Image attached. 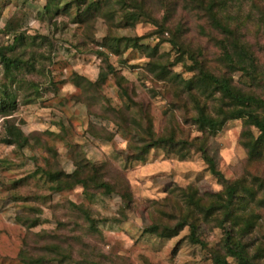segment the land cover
I'll use <instances>...</instances> for the list:
<instances>
[{"label": "rangeland", "instance_id": "374dc122", "mask_svg": "<svg viewBox=\"0 0 264 264\" xmlns=\"http://www.w3.org/2000/svg\"><path fill=\"white\" fill-rule=\"evenodd\" d=\"M92 1L97 0L76 7L73 0H0V47L24 60L7 75L0 64V89L5 85L15 103L9 115L0 114V264H25L18 257L24 240L39 254L43 243L67 244L74 249V259L89 264L94 258L100 264H213L209 251L224 250L220 228L200 224L198 234L207 249L189 241L187 227L170 238L143 229L152 224L158 207H168L171 188L193 186L200 194H211L221 189L219 180L199 153L181 160L155 148L144 159H126L129 138L115 120L122 108L129 107L138 117L142 107L156 134H163L174 117L177 136H202L171 106L186 103V96L167 77L157 75L163 68L170 75L192 76V53L196 69L227 70L222 49L227 36L187 0H147L151 20L143 17L134 25L124 24L125 11L134 13L133 5L110 0L99 10H86ZM226 21L248 45L259 68L264 66V0H240ZM174 39L183 41L186 53ZM107 65L113 72L104 83L84 91L74 82L82 77L94 83L102 70L109 71ZM231 76L239 89L264 98L263 77L252 79L240 71ZM242 123L227 121L208 143L217 169L228 180L248 171L264 174V161L249 163L239 142ZM7 124L20 128L28 146L4 141ZM252 132L257 136L256 129ZM86 161L109 164L107 179L123 177L132 196L128 208L122 210L116 194L84 193L81 185L53 193L41 175L44 168L70 172ZM72 204L96 219L97 233L89 231L84 215ZM256 211V228L241 240L249 258L264 264V208Z\"/></svg>", "mask_w": 264, "mask_h": 264}, {"label": "trees", "instance_id": "16d2710c", "mask_svg": "<svg viewBox=\"0 0 264 264\" xmlns=\"http://www.w3.org/2000/svg\"><path fill=\"white\" fill-rule=\"evenodd\" d=\"M86 1L73 0V5L76 7L85 5ZM187 1L189 4H193L194 9L200 10L213 28L227 36L226 46L222 47L223 62L230 74H227V70L212 73L200 66L199 69H196L198 61L192 53V59L195 60L194 65L188 67L189 71L193 72L192 76L181 78L177 73L170 75V72L163 68L157 76H161L162 80L167 77L170 85L174 84L178 92L182 96H186V103L180 102V106H178L172 102L171 106L181 112L180 116L183 122L193 124L197 131L203 135L192 138L179 134L177 136L174 117L171 119L169 128H166L163 134H156L152 129L149 113L142 107L137 109L138 117L130 114L129 107L118 110L119 119L117 118L115 121L129 138L126 146V159H144L150 150L155 148H161L166 153L181 160L187 159L191 153H199L207 170L219 180L221 189L211 194H200L193 186H187L184 189L180 187L171 188L170 197L166 198V206L168 207H158L155 210L157 213L152 215V224L143 230L160 237L170 238L187 227L189 241L198 244L202 249H207L206 243L199 237L198 230L200 224H208L220 228L224 233V237L221 239L223 252L214 249L209 251L213 264H234L227 259V256L235 258V264H257L258 261L249 258L248 246L242 242L241 238L256 228L260 219L259 211L257 214L255 213L257 212L256 209L264 208V174L247 170L246 176H241L235 180L226 179L217 169L215 159L210 154L208 143L209 139L220 131L227 121L240 119L243 122V129L239 142L247 153L248 162L264 161V98L251 91L239 89L233 84L231 76L232 73L240 71L252 79L259 80L264 78V66L259 68L248 45L226 21L230 9L240 0ZM109 2L110 0L89 2L86 10L89 8L99 10ZM125 2L128 6L133 5L134 8V13L125 11V25H134L143 17L145 20H151L149 11L147 12L145 8L147 0H122L121 4ZM107 13L110 14V11ZM9 26L10 24H7V27ZM115 40L119 41V39ZM182 42L180 39L173 40V44L178 46V50L186 53L185 44ZM134 44L136 47L138 42L136 41ZM109 46L114 50V45ZM13 57L3 47H0V64L4 67L6 75L17 68L19 63L24 62L21 56L13 55ZM108 68V72L102 70L99 73L94 83L82 77H76L74 82L84 91L89 85L98 86L104 83L107 76L113 72L111 67L108 66ZM195 69L196 72H194ZM168 75L170 76L168 77ZM2 86L3 89H0L2 90V93L0 91V114L7 116L14 109V94L8 92L5 85ZM123 94L129 98L125 89H123ZM252 128L258 131L257 136L253 134ZM5 129L7 137L4 141L6 143H16L20 148L28 146V137L23 134L20 128L7 124ZM109 168L107 163L86 161L77 164L70 172H65L62 169H40L41 175L49 184L48 188L53 193L70 190L81 185L84 193L95 190L101 194L113 193L118 195L122 201V210H124L132 202L128 184L120 176L116 180L107 179L106 173ZM164 203L162 205H165ZM72 207L84 215L89 231L97 233L96 219L91 217L87 209L74 204ZM162 218L169 223L163 222ZM114 220L119 222L117 219ZM170 221H174V223L171 225ZM39 246L43 247V253H32L28 243L24 240V245L18 254L19 260L25 264H51L52 261H57L58 264H89L87 259L80 261L74 259L72 257L74 249L67 244L52 243L45 245L43 243ZM92 254L97 257L94 252ZM100 256L109 257L102 254ZM93 260V264H100L95 261V258L90 261ZM121 263L127 264L124 261Z\"/></svg>", "mask_w": 264, "mask_h": 264}]
</instances>
